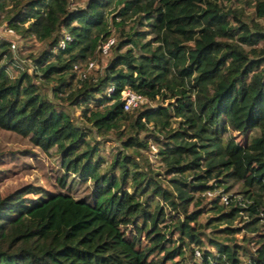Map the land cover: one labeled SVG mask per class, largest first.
<instances>
[{
  "label": "trees",
  "instance_id": "obj_1",
  "mask_svg": "<svg viewBox=\"0 0 264 264\" xmlns=\"http://www.w3.org/2000/svg\"><path fill=\"white\" fill-rule=\"evenodd\" d=\"M0 26L40 44L29 71L0 37V130L61 170L58 190L0 194V264H264V0H0ZM109 38L100 74L73 83ZM125 89L144 101L124 111ZM207 227L243 233H212V252Z\"/></svg>",
  "mask_w": 264,
  "mask_h": 264
},
{
  "label": "rangeland",
  "instance_id": "obj_2",
  "mask_svg": "<svg viewBox=\"0 0 264 264\" xmlns=\"http://www.w3.org/2000/svg\"><path fill=\"white\" fill-rule=\"evenodd\" d=\"M71 3V6H81L85 0H69ZM245 13H252L251 8H244ZM0 37L9 40L10 42H13L15 44L16 49L14 48L13 54L15 57H17L19 60L23 61L24 66L29 67L30 63H26L24 61V57L26 54L30 51L36 52L40 46V44L36 43L35 41L31 40H25V39H15L12 36L8 35L5 30H3V27L0 28ZM110 52L107 53H100L97 54L95 58L88 59L91 60V66L88 67V63L85 64V62H80L77 64V68H75L76 77L73 80V83L76 84L78 79H82L84 76L87 77H93L95 78L98 76L101 72V69L105 62L109 59ZM28 64V65H25ZM31 70V67H29V71ZM8 72L11 76H13L16 71L13 68H8ZM42 91L49 96L50 98V88L49 84H41ZM55 104H58V102H55ZM56 105V107H58ZM68 112L70 113V116L73 120V122L77 125L81 124V121L79 119V110L76 107H69L67 108ZM91 134L88 137L89 140H96V141H104V149L101 151V153L105 156V158H110V155L114 153L116 150L117 142L113 139L112 136L106 135L105 137H99L96 135V133L91 130ZM104 138L108 140H104ZM155 150V145L150 146V151ZM150 152V153H151ZM150 159L152 162H154V165L157 164L156 159L153 157L152 154H150ZM61 173L60 167H59V157L58 153L55 151V148H51L47 152L41 151L37 146L31 144L28 139L25 137H20L18 135H15L10 132L2 131L0 130V194H5L10 191H13L21 186H24L26 184H32L40 186L47 190H58V186L56 183V177ZM88 191H90V187H75L74 189H71L69 192L73 196H83ZM211 196L213 197L215 192H211ZM88 195V194H87ZM210 196H207L204 194V207L203 211L198 218V222L203 224L205 222V219L208 217V215H211L210 211ZM189 209H192L190 206ZM217 223V222H213ZM240 225V222H238V219L234 220L232 222V227ZM222 227V226H221ZM221 229V228H219ZM128 230V229H127ZM133 232V231H132ZM199 232H201L203 245L202 248L210 249L212 252H215V249L211 247L208 244V239L215 233L217 236L220 237H227L228 239H235L236 243H239V239L242 231H238L233 234H226V233H216L212 228L207 227L205 229H201ZM213 233V234H212ZM126 234L129 236L130 233L127 231ZM175 235L173 236V238ZM231 241V240H230ZM229 242V241H228ZM231 243V242H230ZM252 244V243H251ZM143 245H145V239L143 237H140V243L138 245V248H141ZM195 248H198L194 246V254H195V261L199 258V251ZM196 251H198V255L196 254Z\"/></svg>",
  "mask_w": 264,
  "mask_h": 264
},
{
  "label": "built area",
  "instance_id": "obj_3",
  "mask_svg": "<svg viewBox=\"0 0 264 264\" xmlns=\"http://www.w3.org/2000/svg\"><path fill=\"white\" fill-rule=\"evenodd\" d=\"M0 28H1V26H0ZM7 32L12 33V31L10 29H7ZM64 40H69V37L65 36L63 38V40L59 41L60 47H63ZM112 43H113L112 38H109L105 42H103L100 46L101 53H107V50ZM91 65H92L91 62H88V67H90ZM109 91H111V88H109ZM120 97H121V101H122V108L124 111H128L130 109L138 107L144 101V98L142 96H140L138 93H135V92L128 90V89L122 90L120 93ZM152 149L154 150V148H152ZM205 194L207 196H211L212 193L210 191H206ZM221 201L223 203L227 202V199L224 195L221 196ZM196 254L198 255V251H196Z\"/></svg>",
  "mask_w": 264,
  "mask_h": 264
}]
</instances>
